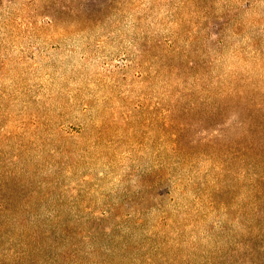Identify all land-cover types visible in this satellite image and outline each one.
Segmentation results:
<instances>
[{"label":"rangeland","instance_id":"1","mask_svg":"<svg viewBox=\"0 0 264 264\" xmlns=\"http://www.w3.org/2000/svg\"><path fill=\"white\" fill-rule=\"evenodd\" d=\"M0 264H264V0H0Z\"/></svg>","mask_w":264,"mask_h":264}]
</instances>
